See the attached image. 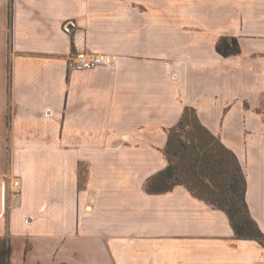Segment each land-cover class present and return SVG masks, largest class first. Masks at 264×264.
<instances>
[{"label":"crops","instance_id":"obj_1","mask_svg":"<svg viewBox=\"0 0 264 264\" xmlns=\"http://www.w3.org/2000/svg\"><path fill=\"white\" fill-rule=\"evenodd\" d=\"M224 35L240 53L217 50ZM80 50L114 62L70 70ZM187 106L239 157L264 232V0H0L11 264H264L186 186L146 189Z\"/></svg>","mask_w":264,"mask_h":264},{"label":"trees","instance_id":"obj_2","mask_svg":"<svg viewBox=\"0 0 264 264\" xmlns=\"http://www.w3.org/2000/svg\"><path fill=\"white\" fill-rule=\"evenodd\" d=\"M217 50L224 56L241 52L237 36H222ZM166 168L148 178L146 189L156 194L186 186L193 195L224 211L239 239L264 246V232L250 212L247 177L237 154L205 126L194 107L187 106L178 123L168 130L164 148ZM10 239L0 237V264H11Z\"/></svg>","mask_w":264,"mask_h":264},{"label":"built area","instance_id":"obj_3","mask_svg":"<svg viewBox=\"0 0 264 264\" xmlns=\"http://www.w3.org/2000/svg\"><path fill=\"white\" fill-rule=\"evenodd\" d=\"M67 31L70 29L65 26ZM114 62V57L108 53H96L89 52L86 50H80L73 52L68 60V68L70 70H90L97 68L99 66H110ZM14 186L18 187L20 184L19 179L14 180ZM4 185L6 186V181H4Z\"/></svg>","mask_w":264,"mask_h":264}]
</instances>
